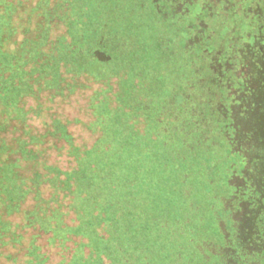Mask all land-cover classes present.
Instances as JSON below:
<instances>
[{"label": "trees", "instance_id": "1", "mask_svg": "<svg viewBox=\"0 0 264 264\" xmlns=\"http://www.w3.org/2000/svg\"><path fill=\"white\" fill-rule=\"evenodd\" d=\"M21 1L0 0V249L19 247L20 229H36L49 245L65 248L73 242L70 256L54 264H147L142 254L152 250L151 234L157 237L166 221L133 204L142 199L150 204L160 193L157 210L164 214L162 197L177 188L188 192L182 185L196 176L211 200L221 240L210 264H263L264 0H150V15L156 17L159 37L170 38L167 43L137 36L135 20L126 25L119 13L124 0H75L68 14H51L48 7L46 20L35 24L31 15L24 20L19 14ZM85 11L94 13L97 26L110 23L112 49L101 50L103 36L93 32L87 45L85 31L74 28ZM62 20L66 29L53 34V24ZM144 70H149L147 81L139 85ZM112 78L118 87L115 104L89 103L103 127L90 146L77 145L67 120L58 116L43 131L29 123L27 98L42 92L66 98L85 80L109 87ZM158 80L163 88L153 114ZM133 91L139 93L136 103ZM135 115L144 119L145 131L123 126ZM127 132L139 138L145 156L166 149L169 159H138L134 148L128 150L130 159H121L127 156L123 145L117 151L112 146ZM49 138L67 145L71 166L47 159ZM221 154L234 159H218ZM135 180L148 184L139 189ZM16 215L20 222L13 221ZM35 238L24 246L27 264H48ZM83 241L93 254L80 263L73 258Z\"/></svg>", "mask_w": 264, "mask_h": 264}, {"label": "rangeland", "instance_id": "2", "mask_svg": "<svg viewBox=\"0 0 264 264\" xmlns=\"http://www.w3.org/2000/svg\"><path fill=\"white\" fill-rule=\"evenodd\" d=\"M38 1L39 0L21 1L23 6L19 14L24 20L28 15H31L33 21L32 24H35V22L40 23L41 20L45 19L46 9L48 7L51 8V14L53 13V11H67L68 14L72 12L71 9H73V6L75 4L73 2H77L75 0H40L38 3ZM96 1L98 4L100 3L99 0ZM130 1L134 2V6L132 7L134 13H132L131 7L129 8V5H131ZM81 2L86 3L88 2V0H81ZM94 5L95 4H93L92 6L93 9L96 6ZM122 7L124 9H120L121 11H119L121 18L126 23V25H129V21L131 19L135 20V23L138 26L137 36H142L143 34H145L147 39H151L154 42L161 40L163 41V43H167L170 40V38L166 35L164 38L159 37V28L157 29L159 25H156L154 23L156 17L154 15H150L151 11L153 12V7L150 3V0H124L122 2ZM93 11H95V9ZM105 14L107 15V13ZM93 15V12L90 14V12L88 13L87 11H85L83 15L78 17L81 25L76 21V26L74 28H79L85 31L84 38L87 45L90 37L88 34H90V32H93L92 35H94L95 37H101V35L103 36L104 46H101V50L103 49L105 51L106 49H112V46L109 45L110 39L107 35L109 33V29L111 28L110 23L101 22L100 24L102 25V27L99 24L97 26V24L94 23ZM54 19L53 21H55ZM54 24L53 34L62 32L66 29V22H64L63 20L59 23L56 22ZM81 26H83L84 28ZM91 26L95 27V31H91ZM130 35L132 37H136V32L133 34L130 30ZM62 38H66V34L64 32ZM119 50L129 49H127L125 46H121ZM148 71L149 70H144L140 77H138L137 82L140 83L139 85H143L147 81ZM65 74L67 75V79L72 78L68 72H66ZM114 80L115 78L110 79L109 83H112L113 86L109 87H107L105 83L100 81L85 80L83 82L85 83V86L75 90L73 94L69 95L66 98L53 97L52 94L47 92L40 93L39 97L37 98L29 97L25 101V107H30L31 111L28 121L33 127H35L36 130L43 131L45 123L50 122L51 117L58 116L62 120H67L68 129L73 134L74 142L77 145L90 146L93 143L94 139L99 136L100 131L103 129V127H101L98 122L95 121V115L92 111V108H90L89 103L93 105V103H95L96 101L105 100L107 102L109 101V106L114 105L115 93H113V91L115 89H118L117 85L114 83ZM69 81H71V79ZM128 81L131 82L129 79L123 80L124 83ZM153 85L158 87V89L154 90L152 94L154 96L152 102V110L153 114H156L158 113V102L160 100L162 92L161 87L163 88V84L161 80H158V82H154ZM174 90H177V88H174ZM133 93L131 97L132 102L136 103L140 101V99L138 98L139 93L135 92L134 95ZM143 100H146V98H144ZM41 108L43 109L42 112L37 115ZM131 108L132 106L130 105L129 109ZM122 111L123 108L121 109V112ZM94 112L96 116L99 114L96 108ZM123 126L127 127L131 131H145L147 128L144 119H140L136 115L132 117L131 121L126 120ZM161 135L168 136V133L163 132ZM133 140H135L136 145L133 144ZM172 141L174 142L173 139H169L167 141L168 145H171ZM114 143L116 144L112 146V148L115 149V151H117L119 147L123 145L124 154L127 156H124L121 159H130L128 150H130L131 148H134V150L138 152V154H140V156L137 157L138 159H147L148 157L151 159H169V152L166 149H154L152 151L151 157L145 156L144 151L143 153L141 152L143 144L140 143L139 138H133V132H127L125 136L117 137V142ZM47 144L51 146V149L48 150L47 155V159H49L51 163H56L62 168H67L72 165V158L66 153L67 145H65L62 141L54 138H49ZM153 147L157 148L156 143H154ZM217 158L234 159V157H228L223 154H221ZM135 181V183L138 184L139 189H141L139 187L140 185L142 187L143 185L148 184V182L146 181ZM184 183L185 185L182 186L187 187L189 190L188 192H183L182 190L181 192L180 189L177 188L175 192L171 191L167 196L162 197V200L166 202L165 209H167L166 212L164 210V214H161L157 210V198H160V193H154V195L152 196V202L150 204L144 203V199H142V201H140L137 206L136 203L133 204V208L138 209L140 212H143V214L150 215L151 217L156 218L160 217L163 218L164 221H166L165 224H162L157 237L154 234H151L152 241L148 239L150 241L148 242L150 243L152 250L147 249L146 253L142 254L143 259L144 255L148 256V259L146 260L147 264H210V261L214 258V250H216V247L221 243V240L219 239V233L216 231L217 227L215 225L214 219L215 213L211 210L213 208L211 206L212 204L210 205V198L203 192L201 178L196 176H194L193 178L190 177L185 180ZM48 193L49 189L46 188L45 195H48ZM61 198L62 195H60L59 199ZM213 204H215L214 206H216L217 208L216 203ZM219 215V217L223 219V213L220 212ZM72 217L73 215L71 212L67 214L66 220L68 223H71ZM12 219L14 222H20L21 215L13 216ZM154 227L155 226H153V228ZM134 232L130 231V235L133 238L135 237ZM20 233L23 238V243L21 244L22 246L20 245L16 248L8 247L0 249V264H27V260H29L30 258L29 256H25L24 246L27 245L29 240H31L32 236L36 237L35 241L39 243L41 252H43L44 255H47L48 264H54L59 260L70 256V251L73 247L72 241L67 242L65 244L66 247L64 248L58 245H49L46 241V235L40 233L38 234L36 229H20ZM154 239L157 240V243L153 242ZM73 240H79V238H74ZM84 241L79 244L77 248L78 253H75L73 258L74 261L77 260L82 263V260H85L86 256L87 258H89L91 254H93L91 253V251L90 254H88V249L84 247L86 245ZM147 246L148 243L146 246L142 247L146 248ZM76 256H78V258H76ZM129 257H131V255H129ZM106 260L107 262L113 261V259L111 260L110 257H107ZM39 261H37L36 264H40Z\"/></svg>", "mask_w": 264, "mask_h": 264}]
</instances>
